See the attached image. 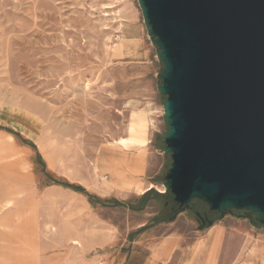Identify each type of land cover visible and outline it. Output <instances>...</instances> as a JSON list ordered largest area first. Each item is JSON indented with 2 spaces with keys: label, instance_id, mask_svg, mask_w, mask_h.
Wrapping results in <instances>:
<instances>
[{
  "label": "rangeland",
  "instance_id": "rangeland-1",
  "mask_svg": "<svg viewBox=\"0 0 264 264\" xmlns=\"http://www.w3.org/2000/svg\"><path fill=\"white\" fill-rule=\"evenodd\" d=\"M142 29L138 0H0V264H120L133 250L147 253L132 249L134 237L155 242L171 232L185 236L191 264H264L254 214H213L198 230L179 216L135 231L162 203L140 212L112 206L139 196L93 171L113 168L97 159L127 136L133 112L151 115L152 137L167 131L163 65L148 33V56L129 55ZM117 158L112 164H129Z\"/></svg>",
  "mask_w": 264,
  "mask_h": 264
},
{
  "label": "water",
  "instance_id": "water-1",
  "mask_svg": "<svg viewBox=\"0 0 264 264\" xmlns=\"http://www.w3.org/2000/svg\"><path fill=\"white\" fill-rule=\"evenodd\" d=\"M163 69L164 184L264 227V0H138Z\"/></svg>",
  "mask_w": 264,
  "mask_h": 264
},
{
  "label": "crops",
  "instance_id": "crops-1",
  "mask_svg": "<svg viewBox=\"0 0 264 264\" xmlns=\"http://www.w3.org/2000/svg\"><path fill=\"white\" fill-rule=\"evenodd\" d=\"M139 43L137 48L129 49V55L138 57L139 60L145 59L151 52L145 40L146 30L139 31ZM124 39V40H123ZM122 38L116 53L121 51L124 41ZM153 114L152 112H150ZM150 114L146 112H133L127 125V136L112 140L108 146L101 149L100 157L97 160H103L111 163L113 168L122 171L125 176L120 180H116L111 184L112 188H117L124 192H133L139 196L137 203L127 204L126 207L132 211H146L148 208L156 207L162 203L161 208H157L150 216L135 227V231H144L146 224L155 229L156 227L166 228L172 226L179 216H186L185 219L192 228H203L211 222L212 213L207 211L206 206L198 201H193L188 207L178 210L172 201L171 196L165 195L158 187L164 184V175L169 167V157L165 155V148L161 137H152L153 120ZM124 140L125 144L119 145V141ZM146 150L149 157L146 160ZM131 154L132 156H128ZM117 159L130 160L129 164L119 166L112 164ZM115 160V161H114ZM147 161V162H146ZM94 166V164H93ZM136 171L134 178L130 177L131 171ZM94 171V169H93ZM144 173V178H136ZM124 182H132L131 186H126ZM137 186H141L139 189ZM199 225V227H197ZM149 230V229H148ZM184 237L180 234L171 232L165 237H161L155 242L151 241L153 236H145L140 238L134 237L130 243L133 244L132 249L141 246L147 250L144 255L137 250H133L129 255L125 256L120 264H191L187 257H191V248L186 245L184 250ZM193 253V252H192ZM180 255L181 258H179ZM197 258L193 261L196 264Z\"/></svg>",
  "mask_w": 264,
  "mask_h": 264
},
{
  "label": "bare ground",
  "instance_id": "bare-ground-1",
  "mask_svg": "<svg viewBox=\"0 0 264 264\" xmlns=\"http://www.w3.org/2000/svg\"><path fill=\"white\" fill-rule=\"evenodd\" d=\"M124 40V39H123ZM120 42H122V41H120ZM119 42V43H120ZM116 45V44H115ZM114 45V46H115ZM118 45V44H117ZM117 47H115L114 48V50L116 49ZM113 50V51H114ZM117 50H115V52H116ZM163 106H162V114L164 113L163 112ZM125 144V142H124V140L122 141V140H120L119 141V145H121V144ZM94 170L96 171V172H98V171H102L103 170V173H102V175H99V178L101 179V181L102 182H104L105 184H108V185H111V184H113V182L114 181H116L117 179L118 180H120V179H122V178H124V176H125V174L122 172V171H120V170H118L117 168H105V169H102L101 168V165H98V164H96L95 166H94ZM124 184L126 185V186H131V184H132V182H124ZM139 189H141V186H137ZM167 189V187H166V185H162V188H159V190L162 192H164L165 190ZM27 263V262H26ZM25 264V263H24Z\"/></svg>",
  "mask_w": 264,
  "mask_h": 264
},
{
  "label": "trees",
  "instance_id": "trees-1",
  "mask_svg": "<svg viewBox=\"0 0 264 264\" xmlns=\"http://www.w3.org/2000/svg\"><path fill=\"white\" fill-rule=\"evenodd\" d=\"M65 186H67L69 188H72L73 190H76V191L85 193L84 190L82 188H80V187H76V186H72V185H65ZM165 194L170 196V193L169 192H166ZM111 205L112 206H119V207H122L123 206V207H125L127 204L121 203L119 201H112L111 202Z\"/></svg>",
  "mask_w": 264,
  "mask_h": 264
},
{
  "label": "built area",
  "instance_id": "built-area-1",
  "mask_svg": "<svg viewBox=\"0 0 264 264\" xmlns=\"http://www.w3.org/2000/svg\"><path fill=\"white\" fill-rule=\"evenodd\" d=\"M164 193H165V191H164Z\"/></svg>",
  "mask_w": 264,
  "mask_h": 264
}]
</instances>
